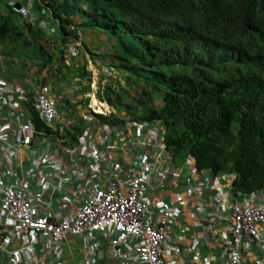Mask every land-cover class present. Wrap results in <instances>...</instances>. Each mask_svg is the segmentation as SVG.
<instances>
[{
	"label": "built area",
	"instance_id": "2783aa9c",
	"mask_svg": "<svg viewBox=\"0 0 264 264\" xmlns=\"http://www.w3.org/2000/svg\"><path fill=\"white\" fill-rule=\"evenodd\" d=\"M20 12L29 17L27 9ZM25 101L23 90L0 85L2 264H264V189L242 194L227 175L215 179L213 186L223 182L231 191L216 202L214 235L204 249L198 240L188 259L191 225L179 211L185 197L163 205L151 190L169 176L171 186L188 189L197 219L205 209L198 182L209 179L193 169L171 170L164 148L151 141L148 150H129L103 167L102 152L74 157L54 128L60 117L52 103L42 96L32 103L54 133L48 135Z\"/></svg>",
	"mask_w": 264,
	"mask_h": 264
},
{
	"label": "trees",
	"instance_id": "16d2710c",
	"mask_svg": "<svg viewBox=\"0 0 264 264\" xmlns=\"http://www.w3.org/2000/svg\"><path fill=\"white\" fill-rule=\"evenodd\" d=\"M84 1L91 11H79L78 1L69 0H39L34 9L51 13L61 45L77 37L69 28L80 14V28L115 42L111 66L127 72L137 99L124 104L130 91L118 81L106 87V97L133 116L144 108L146 120L163 121L167 152L176 164L191 158L198 171L233 175L239 193L263 190L264 0ZM11 26L0 16L1 44L10 37L25 39ZM25 28L34 57L47 55L45 68L52 57L41 30ZM75 71L78 78L91 76L84 67ZM156 98L162 103L155 108Z\"/></svg>",
	"mask_w": 264,
	"mask_h": 264
},
{
	"label": "clouds",
	"instance_id": "9594fccd",
	"mask_svg": "<svg viewBox=\"0 0 264 264\" xmlns=\"http://www.w3.org/2000/svg\"><path fill=\"white\" fill-rule=\"evenodd\" d=\"M58 1L61 3V0ZM74 1H78L75 6L79 11H91L90 5L84 0H69L71 4H73ZM14 5L15 3L12 4V6ZM22 9H27L29 11V17L24 18L22 16L20 12ZM12 11L18 14L21 19H32L34 21L31 11L21 4L14 6ZM73 19L75 26H71L69 30H75L77 32V37L71 39L68 38L71 41L66 45H61L60 41V47H66L68 49L67 52L72 51L76 60L80 62V68L84 67L91 74L90 77L78 78L75 71V76H73L74 78L71 81L74 84H68L67 91L62 92L61 95L57 96H52V94L48 95L37 89L34 92L27 91L22 83H14L9 79H4L0 82V85H6L13 90H16L17 87L23 90L26 101L23 102L22 106L27 105L30 108V118H33L34 125L38 129H43L48 135L54 134L52 129L40 120L38 117L39 112H37L32 105L37 97L42 96L52 103L55 113L60 117L55 123L54 128L57 130L62 144L74 155V157L78 155H87V153L90 152H102L105 156L101 161V167H103L102 165H107L113 162L115 157H119V159L123 158L129 150H132V152H139L145 149L148 150L144 146L147 141H151L156 145L158 150H161L160 148L162 147L164 148L163 153L166 157L165 160H168L164 165L168 164L171 167V170L184 169L182 175H185L187 170L190 171V169L196 170L203 177H207L208 174L213 176L214 179L226 175H214L210 171H198L195 167V161L191 158L187 159L185 163L176 164L167 152L168 147L165 143L166 127L163 121L146 120L148 112L145 111L144 108H138L136 110V115L133 116L124 108V106H115L109 101L108 97H106L107 94H105L106 87L117 86L118 82L122 84L124 89L130 91L131 100H125L124 104H133L134 100L137 99L135 90L130 89L129 84L127 83V72L111 66L110 61L113 60L116 55L114 48L115 42L106 35L87 32L80 28L79 25L83 23L84 19L83 14L77 15ZM87 33L96 35L97 38H93L94 36L90 35H82ZM60 36L62 39V34ZM85 37H87V39H85ZM10 38L13 39V37ZM90 39H92L93 42L85 44L86 40L89 41ZM74 41L77 44H74ZM108 41L111 43L110 46L107 44L105 45L104 43H108ZM0 46L4 48V51L6 50L3 44L0 43ZM84 47L88 51H85ZM61 50L64 52L62 55L56 52V62L59 65L62 61H65L64 56L66 55V51H64V49ZM89 52L97 57L96 60L89 59V65H91L98 74L100 73V75H102V80L105 82L106 86L105 89H97V91L95 89L92 91L91 89L93 71L89 65L86 66V57ZM101 54L108 56V58L104 59ZM75 65L77 64L72 65L73 71L77 68ZM107 78L110 79L107 80ZM116 81L118 82L116 83ZM132 94H134V96ZM161 103V99L156 98L154 101V107H160ZM64 104L69 108L68 111L65 107L62 109L60 108ZM90 172L91 171H85L87 175L94 176L93 173L91 172L90 174ZM227 176L230 178V186L233 188V175ZM208 183L213 185L210 181H208ZM198 184L200 185L201 183L198 182ZM227 189L229 188L227 187ZM201 190H203L202 187ZM232 191L236 190L233 188ZM0 264L2 263L0 262Z\"/></svg>",
	"mask_w": 264,
	"mask_h": 264
},
{
	"label": "crops",
	"instance_id": "0c3cea01",
	"mask_svg": "<svg viewBox=\"0 0 264 264\" xmlns=\"http://www.w3.org/2000/svg\"><path fill=\"white\" fill-rule=\"evenodd\" d=\"M39 0H0V16L5 20H8L9 25H13L12 28L21 30L24 34L25 39L19 38H9L5 44L4 48L0 46V82L4 79H9L14 83H18L24 86L27 91L34 92L36 89L38 91L44 92L48 95L57 96L61 95L62 92L67 91L68 84L73 80L75 76V70L73 71V64L76 67H80V62H78L73 54V52H67L68 49L64 46L60 47L61 34L59 32V24L51 18V13L45 9L40 11L35 10L34 6ZM21 4L27 7L34 18L32 19H21L18 14H12V9L14 6ZM11 14V15H10ZM45 16L41 20V17ZM27 24H32L37 29L41 30V34L44 36L41 43L47 50V54L51 55V64L47 65L45 68L41 66L43 58L46 60V54L41 57L35 58L34 53H32L33 45L27 44V41L32 43V37L27 32L25 26ZM94 36L91 33L82 34ZM87 39V37H85ZM3 44V45H5ZM30 45V46H28ZM55 47L64 49L66 55L64 56L65 61L61 64L56 62V50ZM56 56V57H55ZM79 63V64H78ZM70 65V66H69ZM206 179L210 182H214L213 176L207 174ZM170 177H167L160 182L156 188H152L151 193L159 195L161 197L162 204H178L179 196L183 195L185 197L184 207L179 209L182 217L183 223L190 224V233L188 238L185 239L184 244L186 246L185 255H188V259H191V253L193 257L194 250L197 249L198 240L201 241V247L204 249L207 245V241H204L208 235H214L213 230L210 228V223L215 222L216 225L220 223L218 218V209L216 207V202L219 199L225 197L229 189L226 185H219L218 181L214 183V186L202 181L200 186L202 187V198L204 201L205 209L200 213V218H195L196 215L193 213L192 204L189 201L190 195L188 194V189L175 184V186L170 185ZM205 180V179H201ZM168 183V184H167ZM171 225L174 227L173 223ZM174 228L171 229L173 232ZM217 246V245H216ZM170 264H177L175 261H171Z\"/></svg>",
	"mask_w": 264,
	"mask_h": 264
},
{
	"label": "rangeland",
	"instance_id": "374dc122",
	"mask_svg": "<svg viewBox=\"0 0 264 264\" xmlns=\"http://www.w3.org/2000/svg\"><path fill=\"white\" fill-rule=\"evenodd\" d=\"M98 40V39H97ZM89 42H93V40L92 39H90L89 41H87L86 40V42H85V44H89ZM74 44H77L75 41L73 42ZM105 43V45L107 44L108 46H110V41H108V43H106V42H104ZM104 45V46H105ZM103 46V47H104ZM74 47L76 48V46L74 45ZM105 49V48H104ZM84 50L85 51H88V50H86V48L84 47ZM94 53V52H93ZM101 56L104 58V59H106V58H108V56H106V55H104V54H101ZM89 59H91V60H96L97 59V57H95L94 56V54L92 55V54H90V52L88 53V55H87V57H86V66H88L89 64H90V62H89ZM89 67H91V65H89ZM91 69H92V71H93V77H92V87H91V89H92V91H93V89H95L96 91H97V89L99 90V89H105V82L102 80V75H100V73L98 74L97 73V71H95V69L94 68H92L91 67ZM120 75V74H119ZM122 76V75H121ZM110 78H107V80H109ZM70 85H72V84H74L73 82H71V83H69ZM90 89V90H91ZM133 96H134V94H132ZM63 107H65L66 108V110L68 111L69 110V108L64 104L62 107H60L61 109L63 108ZM188 256V255H187Z\"/></svg>",
	"mask_w": 264,
	"mask_h": 264
}]
</instances>
